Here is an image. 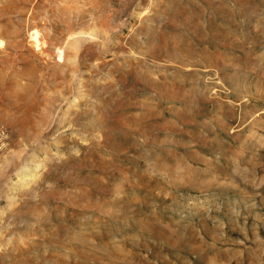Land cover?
Masks as SVG:
<instances>
[{
    "label": "rangeland",
    "instance_id": "obj_1",
    "mask_svg": "<svg viewBox=\"0 0 264 264\" xmlns=\"http://www.w3.org/2000/svg\"><path fill=\"white\" fill-rule=\"evenodd\" d=\"M0 264H264V0H0Z\"/></svg>",
    "mask_w": 264,
    "mask_h": 264
},
{
    "label": "bare ground",
    "instance_id": "obj_2",
    "mask_svg": "<svg viewBox=\"0 0 264 264\" xmlns=\"http://www.w3.org/2000/svg\"><path fill=\"white\" fill-rule=\"evenodd\" d=\"M28 162L29 161L27 162L25 161L17 170V176L19 178L18 181L21 182L22 184H24L27 181V179H30L31 177H33L34 170L35 168L38 167L37 164L35 165L33 164L34 166H32V165H29Z\"/></svg>",
    "mask_w": 264,
    "mask_h": 264
}]
</instances>
